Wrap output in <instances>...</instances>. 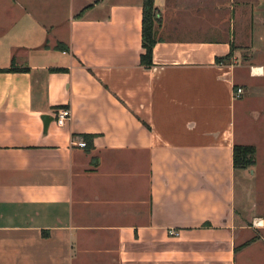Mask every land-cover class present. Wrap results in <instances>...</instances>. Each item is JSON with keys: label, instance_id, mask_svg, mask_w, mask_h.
Instances as JSON below:
<instances>
[{"label": "crops", "instance_id": "1", "mask_svg": "<svg viewBox=\"0 0 264 264\" xmlns=\"http://www.w3.org/2000/svg\"><path fill=\"white\" fill-rule=\"evenodd\" d=\"M154 7L144 67L142 0H0V264H235L264 233V0Z\"/></svg>", "mask_w": 264, "mask_h": 264}, {"label": "trees", "instance_id": "2", "mask_svg": "<svg viewBox=\"0 0 264 264\" xmlns=\"http://www.w3.org/2000/svg\"><path fill=\"white\" fill-rule=\"evenodd\" d=\"M154 0H142V49L144 53L140 56V64L144 67L153 65V48L156 45L155 26L157 20ZM230 55L226 56L228 58ZM220 62V60H217ZM86 150L92 149V141L89 137L84 136ZM233 167L236 170L250 169L255 164V148L253 146L235 145L232 153Z\"/></svg>", "mask_w": 264, "mask_h": 264}, {"label": "rangeland", "instance_id": "3", "mask_svg": "<svg viewBox=\"0 0 264 264\" xmlns=\"http://www.w3.org/2000/svg\"><path fill=\"white\" fill-rule=\"evenodd\" d=\"M236 28H244L245 30L247 29L246 25H236ZM254 31H255V41H254V45H257L256 43V39L257 37L260 35L259 33V28L258 27H254ZM243 44H248L250 45L249 41L247 40V37H245L243 39V41H236L234 42V45L236 47V49H239L237 47L238 45H242ZM251 47V45H250ZM244 54H246V52H243ZM245 56V55H243ZM264 106V104H263ZM247 117V108H243L242 109V114L239 113L236 115V130L238 134H241L242 132H244L246 134V138H250L253 139L254 138V133L252 131H250V135L248 134L247 129H245L246 127V123L248 122V118ZM242 128V131L240 130ZM261 171H264V168H261ZM257 183V181H256ZM239 195V192L238 194ZM258 236V237H256ZM252 238H259V241L253 245V246H249V248L240 251L236 257V263L235 264H264V233H258V234H249L247 236V239H252Z\"/></svg>", "mask_w": 264, "mask_h": 264}, {"label": "built area", "instance_id": "4", "mask_svg": "<svg viewBox=\"0 0 264 264\" xmlns=\"http://www.w3.org/2000/svg\"><path fill=\"white\" fill-rule=\"evenodd\" d=\"M241 95V89H237L234 91V98H239ZM54 118V123L58 127H64L66 123L71 119V112L68 108H58L53 116ZM76 145L79 148L84 149L85 148V142L83 140L79 141L76 143ZM255 225V224H254ZM259 225L258 223L256 226ZM170 236H175L176 234L174 232H169Z\"/></svg>", "mask_w": 264, "mask_h": 264}, {"label": "water", "instance_id": "5", "mask_svg": "<svg viewBox=\"0 0 264 264\" xmlns=\"http://www.w3.org/2000/svg\"><path fill=\"white\" fill-rule=\"evenodd\" d=\"M42 121H43V126H44V130H46L49 126L50 123L54 122V118L52 116L49 115H45L42 117Z\"/></svg>", "mask_w": 264, "mask_h": 264}]
</instances>
